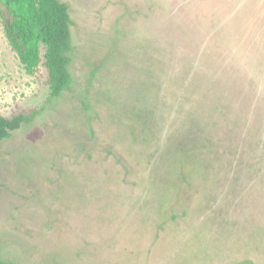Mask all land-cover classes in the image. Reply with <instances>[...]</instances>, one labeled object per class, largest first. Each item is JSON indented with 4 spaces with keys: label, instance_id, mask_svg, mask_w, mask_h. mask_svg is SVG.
I'll return each mask as SVG.
<instances>
[{
    "label": "rangeland",
    "instance_id": "obj_1",
    "mask_svg": "<svg viewBox=\"0 0 264 264\" xmlns=\"http://www.w3.org/2000/svg\"><path fill=\"white\" fill-rule=\"evenodd\" d=\"M70 91L0 17L6 264H264V0H63Z\"/></svg>",
    "mask_w": 264,
    "mask_h": 264
},
{
    "label": "trees",
    "instance_id": "obj_2",
    "mask_svg": "<svg viewBox=\"0 0 264 264\" xmlns=\"http://www.w3.org/2000/svg\"><path fill=\"white\" fill-rule=\"evenodd\" d=\"M0 17L6 38L30 74L40 67L48 71L49 102L70 91L72 73L73 20L63 0H0ZM40 110L13 117L0 115V142L15 132L35 125ZM0 264H6L0 259Z\"/></svg>",
    "mask_w": 264,
    "mask_h": 264
}]
</instances>
